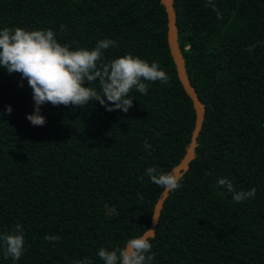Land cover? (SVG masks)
<instances>
[{
	"label": "trees",
	"instance_id": "1",
	"mask_svg": "<svg viewBox=\"0 0 264 264\" xmlns=\"http://www.w3.org/2000/svg\"><path fill=\"white\" fill-rule=\"evenodd\" d=\"M174 7L185 68L205 112L196 155L163 202L150 264H264V0H174ZM16 27L50 29L71 50L114 40L103 62L131 54L168 75L166 84L146 81L147 95L133 89L126 113L99 101L46 103L45 125L33 126L27 80L0 67V234L20 224L25 240L18 261L0 242V264H103L101 247L120 249L149 226L162 189L146 169L170 171L194 126L164 5L0 0V30ZM92 87L99 90L98 82ZM219 178L237 191L255 187L256 195L236 202Z\"/></svg>",
	"mask_w": 264,
	"mask_h": 264
},
{
	"label": "clouds",
	"instance_id": "2",
	"mask_svg": "<svg viewBox=\"0 0 264 264\" xmlns=\"http://www.w3.org/2000/svg\"><path fill=\"white\" fill-rule=\"evenodd\" d=\"M211 3V0H208ZM214 10L219 12L218 9ZM116 41L104 39L91 49L71 50L59 43L52 30L28 31L21 27L0 30V67L8 73H19L32 89L35 111L26 118L33 126H43L46 117L41 106H76L84 108L90 101H99L107 111L128 112L134 101L130 96L133 89L147 95V82H168V75L160 70L157 63L134 57L131 54L103 62L104 51L115 46ZM99 84V90L92 87ZM88 83L90 86H85ZM7 112H12L8 106ZM0 114H3L0 112ZM151 182L166 192L180 188L183 177L175 170L162 172L156 167L146 169ZM217 184L225 188L236 202L254 198L256 188L237 191L227 178H219ZM154 222L158 219L153 217ZM154 231L148 229L140 236L126 241L120 249L109 250L101 247L98 256L103 264H150L155 258L152 250ZM49 242L59 241L58 236H46ZM5 257L20 260L25 248L23 226L17 224L11 233L0 234ZM75 264H91L84 260Z\"/></svg>",
	"mask_w": 264,
	"mask_h": 264
},
{
	"label": "water",
	"instance_id": "3",
	"mask_svg": "<svg viewBox=\"0 0 264 264\" xmlns=\"http://www.w3.org/2000/svg\"><path fill=\"white\" fill-rule=\"evenodd\" d=\"M160 1L164 5L166 11V17H167L166 39H167L169 51L173 59V62L175 64L177 76L184 90L191 98L195 112L194 126L192 128L190 139L186 145L185 151L182 157L180 158V160L171 168V170L174 169L178 175L182 176V174L188 169L190 161L196 155L195 148L197 146V136L200 132L203 123L205 106L203 101L199 98L195 87L192 85L185 68V60L178 42V29L176 24V10L174 7V0H160ZM168 194L169 192H166L164 190L161 191L160 195L158 196L157 200L154 203L152 215L150 218V224L140 235L147 232L148 229H152L155 234V228L158 221L154 222L153 217L159 219L163 202L165 198L168 196Z\"/></svg>",
	"mask_w": 264,
	"mask_h": 264
}]
</instances>
